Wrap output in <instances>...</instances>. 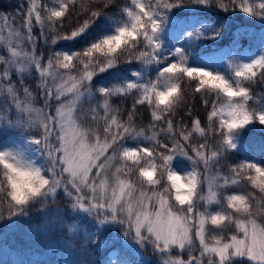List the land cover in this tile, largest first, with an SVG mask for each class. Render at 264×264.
I'll return each mask as SVG.
<instances>
[{"label":"snow or ice","instance_id":"obj_1","mask_svg":"<svg viewBox=\"0 0 264 264\" xmlns=\"http://www.w3.org/2000/svg\"><path fill=\"white\" fill-rule=\"evenodd\" d=\"M191 2L209 4L213 0ZM25 3L27 8L23 5L18 8L23 18L20 28L13 27L15 19L0 16L3 22L0 33L7 30L11 38L4 42V54H0V64L4 65L0 71V90L5 102L10 100V109L14 106L20 114L18 119L8 118L7 124L36 129L31 143L39 146L45 167H37L34 161L11 151H0V163L5 167L9 162L13 165L5 173L10 209L42 193L63 188L74 196L79 206L102 210L105 218L119 219L127 225L135 239L142 244L150 243L157 253L169 257L163 264H231L235 258L264 264V166L237 163L230 169V175H221L216 170L222 151L237 147L234 131L254 120L264 124V109H248L246 103L251 97L247 87L239 84L234 87L233 82L218 72L188 66L182 49L176 50L179 58L174 62L161 56L162 45L157 38L161 29L159 17L167 9L183 4V0L175 3L155 0V4L152 0H130V6L122 8L127 18L119 22L113 34L96 39L81 51H53L47 55L37 52L33 21L40 27L43 42L49 44L47 33L63 28L62 18H67L66 13L71 14L69 9L76 0H57L56 7L46 10V16L41 15L42 6L36 0ZM111 3L112 0H101L97 10L88 9L87 19L68 29L70 34L53 35L50 45L83 34L97 17L107 14L101 9ZM231 3L254 14L252 4L244 5L237 0ZM219 6L228 8L223 3ZM258 7L264 13V0ZM97 54L103 59H94ZM122 57L127 63L139 61L144 66L164 62L167 66L160 69L155 81L134 72L136 79H126L111 87L95 86L97 73L114 68ZM257 68L264 77V55L239 65L235 76L238 80H251L257 75ZM14 71L38 74L37 88L43 107L34 106L32 101L36 97L22 81L21 87H17L12 79ZM184 77L197 81L196 93H213L217 97L216 103L202 101L209 109L203 121L192 112L185 114L187 123L178 116L177 109L185 103L181 87ZM134 90L138 97L124 120L112 98L128 96ZM22 94L26 99H21ZM237 97L241 102L235 100ZM85 104L91 120L102 124L93 127L84 121ZM140 106L151 108L146 127L135 123ZM225 109L228 120L222 118ZM217 117H220L221 140L219 147L209 153L206 140L196 144L192 143V137L194 133L206 137L208 130L215 131ZM129 140L136 143L129 144ZM177 156L186 157L192 166L183 174L193 185L192 197L187 202L178 201L169 186L168 177L177 172L173 168ZM22 167L35 178V186L26 193L17 189L11 177L12 170ZM243 180L259 189L258 197L254 192L244 191L221 196V190L240 185ZM205 184L208 196L202 194ZM200 201L220 208L200 210ZM225 224L229 226L225 228ZM208 225L215 226L219 233L209 238ZM174 250L177 254L173 257Z\"/></svg>","mask_w":264,"mask_h":264},{"label":"trees","instance_id":"obj_2","mask_svg":"<svg viewBox=\"0 0 264 264\" xmlns=\"http://www.w3.org/2000/svg\"><path fill=\"white\" fill-rule=\"evenodd\" d=\"M42 6L41 15H47V9L57 6V0H36ZM101 0H76L66 13V19L62 18L63 28L58 27L57 32H48L49 44H45L41 37L39 25L33 21V35L38 39L37 52L45 55L53 51L76 52L90 46L96 39L105 35L113 34L126 14L122 8L130 6V0H112V3L101 11L107 13L96 18L89 29L73 39L58 40L56 45H50L53 35L70 34L68 29H74L80 22L87 19L91 10H97ZM175 3L176 0H165ZM244 5H253L254 14L244 12L239 7H234L231 0H213L212 3L204 4L183 0L179 4L165 11V15L159 17L161 29L157 38L161 42L160 53L170 61L178 59L177 49H182L186 56L187 65L190 67L204 68L209 71L224 75L233 86L237 84L249 89L250 100L246 106L251 111L256 108L264 109V77L260 75V69H255L257 75L251 80L239 79L235 76L237 67L244 63H251L264 55V13L258 7L261 0H237ZM155 4V0H152ZM228 6L227 10L219 5ZM23 5L27 8L25 0H0V16L8 15L16 20L15 28H20L23 18L18 14V8ZM111 16V17H110ZM11 23V19L9 21ZM3 22L0 21V27ZM23 31V29H21ZM213 33H218L213 35ZM8 39L7 30L0 33V54H4V42ZM26 50H30L27 49ZM94 59H103L97 54ZM167 66L166 63L141 65L139 61L127 63L121 58V63L104 72H98L94 78L95 86L111 87L123 83L126 79H136L134 72H141L145 79L155 81L160 69ZM4 68L0 64V71ZM79 71V68H77ZM73 74H76L75 72ZM12 79L17 87L29 88L36 97L32 103L35 107H43L40 103V90L38 74L35 71L27 73L13 72ZM197 81L187 77L182 81V92L185 103L178 109L179 117L185 118L187 112H192L194 117L202 121L206 119L208 108L202 104L203 100L211 103L217 102L213 93L204 94L194 91ZM138 97L133 91L128 96H116L112 103L118 107L121 116L127 120V112L132 103ZM21 99H26L22 94ZM221 99H223L221 97ZM241 102L240 98H235ZM55 101H53V104ZM84 121L93 127L102 124V121H92L91 113L87 112L85 104ZM150 107L140 106L136 114L135 123L138 127H146L150 120ZM103 113L100 112V115ZM19 112L14 106L10 109V100L5 102L3 92L0 90V151L18 140L23 143L27 160L34 161L36 165L44 168L45 157L39 150V146L31 143V136L36 129H30L22 125H8L7 119L19 118ZM225 120L228 118L222 117ZM220 117L214 119L213 130H208L206 137L194 133L192 143L208 144V151L219 147L221 140L219 125ZM226 129L224 132L226 133ZM237 147L222 151L216 170L221 175H230V169L237 163H256L264 166V124L254 120L233 133ZM129 144L136 143L128 141ZM175 165L181 166L179 173L184 174L191 170V163L186 157L179 156ZM2 167V166H0ZM250 173H242L248 175ZM50 175V174H49ZM0 174V189L8 187L4 184ZM204 188V187H203ZM233 191L254 192L259 196V189H255L246 180L240 185L229 186L221 190V196L232 194ZM74 207V208H73ZM208 209L219 210L220 205H208ZM226 208V203L224 205ZM230 211V210H228ZM95 218V221H94ZM102 210L81 207L75 203L74 196L67 194L63 188L57 189L53 194L42 193L26 204L17 205L10 209V197L7 193L0 192V264H67V258L75 264H163L167 256L157 253L150 243L142 244L140 241L132 243L128 237L111 225L104 222ZM208 236L219 233L215 226L208 225ZM126 235V234H125ZM176 251L172 256H176ZM68 256V257H67ZM186 258V254H185ZM231 264H254L246 258H235Z\"/></svg>","mask_w":264,"mask_h":264},{"label":"clouds","instance_id":"obj_3","mask_svg":"<svg viewBox=\"0 0 264 264\" xmlns=\"http://www.w3.org/2000/svg\"><path fill=\"white\" fill-rule=\"evenodd\" d=\"M0 174L3 176V183L8 186L7 177L5 176V173L8 172L10 169L13 168V165L11 162H9L8 166L5 167L4 163H0ZM26 167V166H25ZM37 167H39L37 165ZM149 177L151 176V173H147ZM161 177L164 176V169L162 168L160 171ZM11 177L13 182L15 183L17 189L21 193L28 192L30 187L35 186V178L32 176V174L26 170H24V167H22L20 170H12L11 171ZM169 180V186L172 187L175 193V197L180 202H187L192 197V183L181 173L176 172L175 174L168 177ZM9 191V186L0 189V192L7 193ZM217 223H219V218H217ZM229 225L225 224L224 227L227 228Z\"/></svg>","mask_w":264,"mask_h":264},{"label":"rangeland","instance_id":"obj_4","mask_svg":"<svg viewBox=\"0 0 264 264\" xmlns=\"http://www.w3.org/2000/svg\"><path fill=\"white\" fill-rule=\"evenodd\" d=\"M261 27L264 28V23H263V25H261ZM223 116L225 118H228L229 119L226 109L224 111ZM6 150L11 151V152H13V154L19 155L23 159L27 160L26 151L23 150V143H21V141L20 142L18 140L13 141L12 144H10V145H8V146L5 147V151ZM178 158H179V156H177L174 159L173 162L175 163L176 162L175 160H177ZM181 168L182 167L181 166H178V165H175V167H174V169L177 172H179L181 170ZM203 187L204 188H203L202 194L205 195V196H208L209 193H208V189H207V184L203 185ZM49 194H53V193L52 192H49ZM67 194H69V193H67ZM199 204H200V210H205V208H209L205 201H200ZM103 214H104V212H103ZM104 217H105V214H104ZM94 221H95V218H94ZM104 222H106L107 225H111V226H113L115 228L117 227V229L122 233V235H124L125 237H128L131 240V242L133 241L132 243H134L135 241L138 242V240L135 239L133 235L129 234L128 229H127V225L123 224L119 219L113 220V219H107V218H105ZM217 259H218V257H217ZM66 263L67 264H75L74 261L72 259H70V258H67V262Z\"/></svg>","mask_w":264,"mask_h":264}]
</instances>
